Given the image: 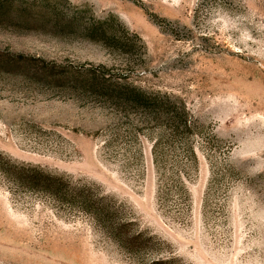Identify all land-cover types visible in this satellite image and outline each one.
<instances>
[{
  "label": "rangeland",
  "instance_id": "obj_1",
  "mask_svg": "<svg viewBox=\"0 0 264 264\" xmlns=\"http://www.w3.org/2000/svg\"><path fill=\"white\" fill-rule=\"evenodd\" d=\"M69 2L139 41L125 53L0 21V153L88 184L156 240L128 253L91 216L0 173V264H264V0ZM17 56L46 76L5 66ZM89 70L183 103L192 134L91 92L77 78Z\"/></svg>",
  "mask_w": 264,
  "mask_h": 264
},
{
  "label": "trees",
  "instance_id": "obj_2",
  "mask_svg": "<svg viewBox=\"0 0 264 264\" xmlns=\"http://www.w3.org/2000/svg\"><path fill=\"white\" fill-rule=\"evenodd\" d=\"M66 7L74 8L69 0H0V21H9L15 25L35 24L48 33L100 42L125 53L132 51L139 41V38L130 34L114 15L104 20L87 21L84 10L74 8L68 13L65 12ZM148 16L164 32L177 38L178 34L174 29L163 25L168 23L166 20H159L150 14ZM34 64L23 56H17L16 60L7 62L5 66L23 65L22 69L30 71L33 77L46 76L47 67L41 69ZM76 74L80 76L81 72L77 71ZM82 76L77 78L84 80V86L88 90L117 107L138 109L145 113L147 111L161 113L169 124V132L175 136L174 138L184 133L192 134L196 123L190 119L183 103L172 102L167 97L161 100L156 94L147 93L132 84L120 83L105 74L98 76L94 71L89 70L87 75ZM54 79L57 81L58 77L54 76ZM159 147L161 141L154 150L157 164ZM188 153L194 155L192 150ZM0 173L11 183L13 189L44 194L60 205L76 208L91 216L118 247L128 253L137 255L138 249L156 240L152 236L147 237L144 232H132L133 223L122 218L121 205L99 192H93L91 186L75 181L68 175L48 172L32 164L17 162L3 153H0ZM166 258L170 259L156 260L151 264H171L179 261L174 254Z\"/></svg>",
  "mask_w": 264,
  "mask_h": 264
}]
</instances>
